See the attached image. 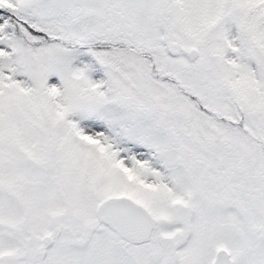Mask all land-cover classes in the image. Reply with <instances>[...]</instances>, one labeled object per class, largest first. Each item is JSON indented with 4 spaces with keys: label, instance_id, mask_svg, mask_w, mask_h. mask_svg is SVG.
I'll return each mask as SVG.
<instances>
[{
    "label": "snow or ice",
    "instance_id": "snow-or-ice-1",
    "mask_svg": "<svg viewBox=\"0 0 264 264\" xmlns=\"http://www.w3.org/2000/svg\"><path fill=\"white\" fill-rule=\"evenodd\" d=\"M0 264H264V0H0Z\"/></svg>",
    "mask_w": 264,
    "mask_h": 264
}]
</instances>
